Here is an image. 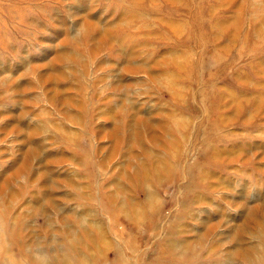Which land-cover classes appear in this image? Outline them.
I'll return each instance as SVG.
<instances>
[{
  "label": "rangeland",
  "instance_id": "rangeland-1",
  "mask_svg": "<svg viewBox=\"0 0 264 264\" xmlns=\"http://www.w3.org/2000/svg\"><path fill=\"white\" fill-rule=\"evenodd\" d=\"M263 212L264 0H0V264H264Z\"/></svg>",
  "mask_w": 264,
  "mask_h": 264
},
{
  "label": "bare ground",
  "instance_id": "bare-ground-1",
  "mask_svg": "<svg viewBox=\"0 0 264 264\" xmlns=\"http://www.w3.org/2000/svg\"><path fill=\"white\" fill-rule=\"evenodd\" d=\"M204 172V171H203ZM200 175V174H199ZM256 209V211L255 212H259L260 211V209H258V208H255ZM252 212H250L249 214H251ZM263 214V217H264V212L262 213ZM237 234V233H236Z\"/></svg>",
  "mask_w": 264,
  "mask_h": 264
}]
</instances>
